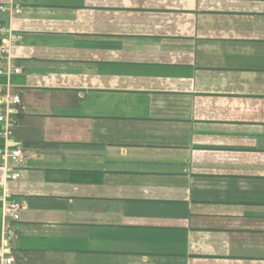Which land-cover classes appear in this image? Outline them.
I'll list each match as a JSON object with an SVG mask.
<instances>
[{"label":"crops","instance_id":"crops-1","mask_svg":"<svg viewBox=\"0 0 264 264\" xmlns=\"http://www.w3.org/2000/svg\"><path fill=\"white\" fill-rule=\"evenodd\" d=\"M0 113L11 264H264V0H0Z\"/></svg>","mask_w":264,"mask_h":264},{"label":"built area","instance_id":"built-area-1","mask_svg":"<svg viewBox=\"0 0 264 264\" xmlns=\"http://www.w3.org/2000/svg\"><path fill=\"white\" fill-rule=\"evenodd\" d=\"M17 71H20V68L17 69ZM12 102L13 103H19L22 104V99L21 96L19 94L14 95L12 97ZM7 119V116L5 113H0V122H4ZM6 134L5 130H0V136H4ZM0 153H7L10 155V157L18 162L21 163L22 159H23V155H24V151L23 148L20 145H15L12 142H9V145L5 148H0ZM12 179H18L19 177V172L15 171L12 175H11ZM10 208L12 210L15 211L14 213V217L15 219L19 218V209L23 207V204L21 202H11V204L9 205ZM14 231L13 229L10 227L8 234L11 235L13 234ZM7 251H0V259H3L6 263L11 264L14 263L17 258L12 255V254H8L6 253Z\"/></svg>","mask_w":264,"mask_h":264}]
</instances>
